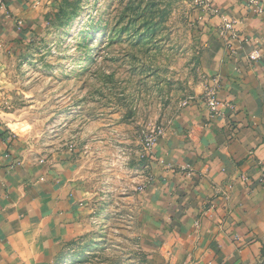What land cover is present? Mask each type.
<instances>
[{
	"label": "crops",
	"instance_id": "obj_1",
	"mask_svg": "<svg viewBox=\"0 0 264 264\" xmlns=\"http://www.w3.org/2000/svg\"><path fill=\"white\" fill-rule=\"evenodd\" d=\"M52 1L0 0V74ZM257 1L210 0L219 14L200 19L191 90L171 99L178 107L162 117L167 132L155 156L143 150L144 131L122 125L79 131L62 153L32 155L0 100V264H55L105 200L132 216L110 230L146 232L147 264H264V0ZM222 17L237 21L234 36L220 33ZM181 66L179 73L189 67ZM205 87L221 103L217 114Z\"/></svg>",
	"mask_w": 264,
	"mask_h": 264
},
{
	"label": "rangeland",
	"instance_id": "obj_2",
	"mask_svg": "<svg viewBox=\"0 0 264 264\" xmlns=\"http://www.w3.org/2000/svg\"><path fill=\"white\" fill-rule=\"evenodd\" d=\"M208 14L219 13L203 11L196 0L48 2L0 74L6 121L32 155L62 153L79 131L122 125L144 131L143 141L160 126L167 132L162 117L178 107L171 99L189 94L200 19ZM184 60L189 67L179 73ZM210 91L205 87V100ZM101 206L88 217L91 229L55 264H147L146 232L110 230L132 216L115 210L114 201Z\"/></svg>",
	"mask_w": 264,
	"mask_h": 264
},
{
	"label": "built area",
	"instance_id": "obj_3",
	"mask_svg": "<svg viewBox=\"0 0 264 264\" xmlns=\"http://www.w3.org/2000/svg\"><path fill=\"white\" fill-rule=\"evenodd\" d=\"M196 3L201 7V9L204 10H209L211 7V2L210 0H196ZM252 4L257 5L258 1L257 0H251ZM214 13H217L216 10H214ZM236 25L237 21L235 19H230L227 17H222L221 18V25H220V33L227 38L234 36V32L236 30ZM232 32L231 36L229 33ZM257 56L256 54L253 55V57ZM207 103L208 106L212 112V114H217L219 113V109L221 106L220 101L215 97L213 91L209 92L208 98H207ZM166 135V130L164 127L160 126L156 128L154 131L151 133L147 134L145 136V139L143 141V150L144 152L151 156L154 155L155 153V146L157 142L160 140V138H163Z\"/></svg>",
	"mask_w": 264,
	"mask_h": 264
}]
</instances>
